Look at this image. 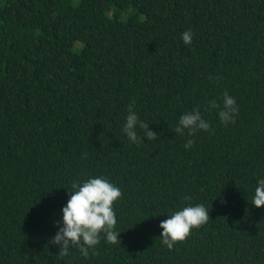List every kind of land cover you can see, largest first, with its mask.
<instances>
[{
    "label": "trees",
    "instance_id": "1",
    "mask_svg": "<svg viewBox=\"0 0 264 264\" xmlns=\"http://www.w3.org/2000/svg\"><path fill=\"white\" fill-rule=\"evenodd\" d=\"M224 92L228 124L208 110ZM132 102L155 141L122 132ZM192 108L210 129L175 133ZM99 175L119 240L61 256L67 189ZM260 177L264 0H0V264H264ZM197 203L209 221L165 247L159 222Z\"/></svg>",
    "mask_w": 264,
    "mask_h": 264
},
{
    "label": "clouds",
    "instance_id": "2",
    "mask_svg": "<svg viewBox=\"0 0 264 264\" xmlns=\"http://www.w3.org/2000/svg\"><path fill=\"white\" fill-rule=\"evenodd\" d=\"M180 39L186 45L192 43L191 30L181 33ZM219 109L218 119L223 124L234 122L237 113L235 99L223 93L222 106H218L215 100L208 101V110ZM138 129L142 135H138ZM210 123L206 120L198 108H192L183 112L175 124V133L183 136H192L196 131H208ZM122 132L132 144H140L147 141H155L158 133L148 128V123L142 121L134 110V102L127 106ZM142 137L144 139H142ZM193 141L187 139L184 148L187 150ZM68 198L60 209V220L54 222L57 226L55 234L50 238V243L58 246L61 256L67 255L73 245L76 246L81 256L87 258L89 251L100 242L102 236L106 242L115 243L118 233L114 230L116 213L113 204L120 198L121 191L118 186L110 182L105 176H89L85 180L73 182L67 189ZM185 199H189L185 197ZM251 204L255 207L264 205V177L257 178ZM209 208L201 203L185 205L159 222L161 243L168 249H172L178 241L187 238L190 230L197 228L209 221ZM133 226V225H132Z\"/></svg>",
    "mask_w": 264,
    "mask_h": 264
}]
</instances>
